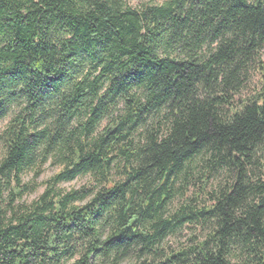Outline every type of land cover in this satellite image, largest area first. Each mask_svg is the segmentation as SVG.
<instances>
[{
	"label": "trees",
	"instance_id": "1",
	"mask_svg": "<svg viewBox=\"0 0 264 264\" xmlns=\"http://www.w3.org/2000/svg\"><path fill=\"white\" fill-rule=\"evenodd\" d=\"M130 1L0 0V264H264V0Z\"/></svg>",
	"mask_w": 264,
	"mask_h": 264
},
{
	"label": "rangeland",
	"instance_id": "2",
	"mask_svg": "<svg viewBox=\"0 0 264 264\" xmlns=\"http://www.w3.org/2000/svg\"><path fill=\"white\" fill-rule=\"evenodd\" d=\"M136 4V1H130V5L133 6ZM264 51V50H263ZM258 86V76L254 72H251L249 81L242 87L240 92L236 95L235 100H239L240 98H244L250 95V93L253 91V89L257 88ZM6 125V121L0 122V132ZM2 154V148L0 145V158ZM58 170L53 167L52 165L45 164L41 170V173L38 175L37 178H33L31 174H25L23 176V180L25 182H32L36 184L35 190L32 192L26 194L21 199V202L23 203H30L32 200H34L40 192L43 190V183L44 181L48 180L50 177H52ZM198 170L196 169L194 171V177H197ZM197 183V182H196ZM91 184V179L89 177H82L74 180L71 183L63 184L59 186L61 189L70 190V189H78L81 186H88ZM199 186L200 184L197 183ZM178 187V184L176 185ZM198 191V188L196 187H188L183 193H177L169 203L167 207V213L166 215L172 214L176 212L179 207L183 204H186L188 202V199L193 197L194 194H196ZM205 201V196L203 194L200 195L197 204L202 205ZM203 232L199 229H193V227L187 225L179 230H177L174 234L169 235L165 241L163 242L162 248L165 253H169L171 251L177 250L181 245H186L189 239L192 238V236L201 237ZM122 264H130V262L124 261Z\"/></svg>",
	"mask_w": 264,
	"mask_h": 264
}]
</instances>
